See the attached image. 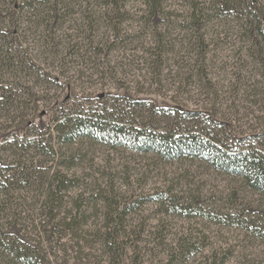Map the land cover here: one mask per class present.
I'll return each mask as SVG.
<instances>
[{"label": "rangeland", "instance_id": "obj_1", "mask_svg": "<svg viewBox=\"0 0 264 264\" xmlns=\"http://www.w3.org/2000/svg\"><path fill=\"white\" fill-rule=\"evenodd\" d=\"M75 1L52 29L29 9L18 30L48 78L16 77L19 105L38 109L1 130L0 264H264V190L219 160L264 151V0ZM48 34L60 60L39 53ZM78 111L171 135L183 150L79 134L51 141L56 161L5 143ZM55 166L73 185L50 212L42 181ZM110 204L126 207L113 245Z\"/></svg>", "mask_w": 264, "mask_h": 264}, {"label": "trees", "instance_id": "obj_2", "mask_svg": "<svg viewBox=\"0 0 264 264\" xmlns=\"http://www.w3.org/2000/svg\"><path fill=\"white\" fill-rule=\"evenodd\" d=\"M76 4L75 0H0V135L2 129H6L8 127L13 128L11 127L13 124L14 126H18L24 122H31L30 120L32 119L28 118V116L32 117L30 116V111L32 114L36 113V110L38 109L35 103L31 107L28 106L26 102H21L19 105L16 96V89L14 87V85H16V77H22L24 74L25 77L34 78L35 81L40 79L42 81L48 78V72L43 73L45 72L44 69L39 66L41 63L37 65L36 62L33 61L34 58L27 52L29 47H22L20 39L18 38V30H20L21 34L22 32L24 33V29L20 24L25 21L27 24L30 23L31 26V23L33 22L30 17L23 19L24 12L31 9V14H33L36 18H42L43 16L47 23V28L52 29L56 26L55 24L57 22L62 20L63 15L70 12L71 8H74ZM4 6L6 8H4ZM5 12L10 16V18H8L7 15L2 16ZM50 21H53V25H51ZM37 22L39 21L36 20V23ZM62 22L63 21H61V23ZM29 28L30 27H27L26 31L29 30ZM49 33L54 32L49 31ZM53 36L54 35L48 34L46 39L41 42L42 49L39 53L41 55L46 53L47 56L52 54L54 59L60 60L58 55H60L63 51L59 49L60 43L58 40H55ZM262 38L264 41V35ZM17 43H19L20 46L17 45ZM71 48V53L76 51L75 47ZM25 90L27 91L24 93V96L30 98V96H32V89L27 88L24 89V91ZM78 112L79 114L73 116L60 112L59 115H56L52 119V131H31V125H26L29 128V131H25L20 137H15L11 140L12 142L7 138H4V140H6L5 143L7 145L17 143L18 147L25 149L22 151H42L49 154V156L56 161L57 158H59L57 153L60 148L57 147V150L51 141L55 138L56 143H71L79 134L91 138H109L110 140H116L118 134H123L126 135L127 140L131 142V145L137 148L145 149L147 147H154L155 145H158L163 148V152L166 154L174 152L173 150H183L182 145L184 144V141H179L171 135H152L143 131L132 132V129L126 130L125 128L120 127V124L117 122L100 119L103 118L100 117L101 113L96 116L94 113L81 115L82 112ZM3 132H5V130ZM195 144L187 145L186 148L191 149L192 146L198 147L202 145L200 141ZM221 156L223 157L219 160L222 161V164H224V167L222 168L238 170V172L243 174L245 179L250 182L253 187L259 190H264V151L253 152L252 154L245 152L239 153L238 155L224 153ZM71 162L72 157H67V159L65 157L61 160L60 164L66 163L69 166L71 165ZM56 166L58 167L59 165L56 164ZM56 166L51 173H47V177L42 181L45 186L43 199L41 200L40 205L44 207L45 205L51 203L50 212L57 209L56 206H53V203L63 196L61 191L68 188L69 184L73 185V179L68 180L67 176L63 172L59 171ZM3 174L4 173H2V169L0 167V188H2L1 176L5 175ZM125 209V206L119 207L110 204L107 221H115L117 225L122 223ZM53 216H55V214ZM73 222L74 221L71 223ZM114 229L116 230L108 228L106 244H115V234L117 232L125 233V227L122 224L121 226L118 225L117 227H114ZM15 255H17V257L22 261L32 258L27 251H20Z\"/></svg>", "mask_w": 264, "mask_h": 264}]
</instances>
